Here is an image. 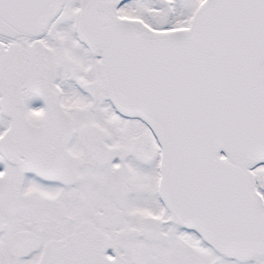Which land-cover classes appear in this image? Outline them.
<instances>
[{"label":"snow or ice","instance_id":"6c2138e0","mask_svg":"<svg viewBox=\"0 0 264 264\" xmlns=\"http://www.w3.org/2000/svg\"><path fill=\"white\" fill-rule=\"evenodd\" d=\"M0 264H264V0H0Z\"/></svg>","mask_w":264,"mask_h":264}]
</instances>
